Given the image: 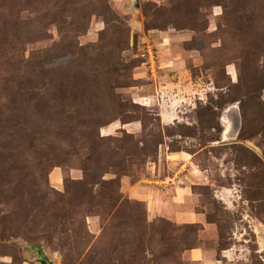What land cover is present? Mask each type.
Wrapping results in <instances>:
<instances>
[{"label":"rangeland","instance_id":"rangeland-1","mask_svg":"<svg viewBox=\"0 0 264 264\" xmlns=\"http://www.w3.org/2000/svg\"><path fill=\"white\" fill-rule=\"evenodd\" d=\"M35 247L264 264V0H0V264Z\"/></svg>","mask_w":264,"mask_h":264},{"label":"water","instance_id":"water-1","mask_svg":"<svg viewBox=\"0 0 264 264\" xmlns=\"http://www.w3.org/2000/svg\"><path fill=\"white\" fill-rule=\"evenodd\" d=\"M35 249H36L37 255H38V257L36 258V262L38 264H53V262L51 260H48V258L46 257V255L44 254V252L42 251V249L40 247H35Z\"/></svg>","mask_w":264,"mask_h":264},{"label":"crops","instance_id":"crops-1","mask_svg":"<svg viewBox=\"0 0 264 264\" xmlns=\"http://www.w3.org/2000/svg\"><path fill=\"white\" fill-rule=\"evenodd\" d=\"M189 256L191 257V260L193 261H198L200 260L199 258V252L196 250V249H192L190 252H189ZM208 262L204 263V264H207ZM203 264V262H202Z\"/></svg>","mask_w":264,"mask_h":264},{"label":"bare ground","instance_id":"bare-ground-1","mask_svg":"<svg viewBox=\"0 0 264 264\" xmlns=\"http://www.w3.org/2000/svg\"><path fill=\"white\" fill-rule=\"evenodd\" d=\"M232 117V116H231ZM234 122V121H233ZM233 136V135H232Z\"/></svg>","mask_w":264,"mask_h":264}]
</instances>
